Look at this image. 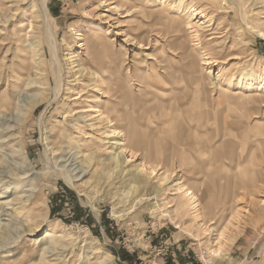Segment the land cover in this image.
I'll return each instance as SVG.
<instances>
[{"label": "rangeland", "instance_id": "374dc122", "mask_svg": "<svg viewBox=\"0 0 264 264\" xmlns=\"http://www.w3.org/2000/svg\"><path fill=\"white\" fill-rule=\"evenodd\" d=\"M104 1L0 0V264H264L262 207L177 194L264 181V0Z\"/></svg>", "mask_w": 264, "mask_h": 264}, {"label": "bare ground", "instance_id": "6f19581e", "mask_svg": "<svg viewBox=\"0 0 264 264\" xmlns=\"http://www.w3.org/2000/svg\"><path fill=\"white\" fill-rule=\"evenodd\" d=\"M109 1H113V0H105L104 1V3H107V2H109ZM113 3H111V5H112ZM43 5H44V2L42 3V10L44 11V7H43ZM109 5V4H108ZM114 5V4H113ZM112 5V6H113ZM162 6V5H161ZM118 6H115V7H112L111 9H115V8H117ZM221 7V6H220ZM194 13H195V11H194ZM43 14V13H42ZM193 14V13H192ZM200 15V14H199ZM197 16V15H196ZM202 16V15H201ZM47 19L49 20V18L47 17ZM207 19V18H206ZM205 19V20H206ZM196 34V33H195ZM259 37H261V39H263L264 40V33H260V35H258ZM94 41H96V40H94ZM93 41V42H94ZM110 43L111 42H108L107 43V45H106V47H105V49H103V51H101V50H97V51H94L96 48H92V45L90 44V42H88V41H84V43H80V45H79V47H82V48H84V50H88V49H92V51L93 52H98V54H101V55H108V56H110L111 55V52H112V46L110 45ZM89 55L90 54H87L86 56H85V59H80L79 60V64H78V67L81 69L80 71H81V73L83 74V72H85V70H86V63H87V58L89 57ZM204 63H202L201 65H205V66H208V65H210L211 64V61H210V59L209 58H204ZM40 65V64H39ZM94 75V74H93ZM58 79H59V76H58ZM147 86L149 85L148 84V82H144ZM29 84H32V83H29ZM14 86V85H13ZM15 87H13V89H14ZM146 91L145 90H141V91H139V93H141L142 94V96H145L147 93H145ZM260 96H262V95H260ZM260 96H258L260 99H262ZM120 100H119V102L117 103V108H119V109H124V108H126V106H127V104L125 103V100H126V96L124 95V94H122L120 97ZM129 98V100L131 101V99L133 100V98H132V96L130 97H128ZM147 102L148 101H144V103H143V105H145V104H147ZM4 103V105L2 106V109H8V108H10L11 106H12V102L9 100V101H5V102H3ZM119 111L120 110H117V115L115 116V117H108V116H106V120H108V123H110V125H115V124H119L123 119H125L124 118V116H122V115H120L119 114ZM101 115H103V116H105V114L104 113H101ZM79 122V121H78ZM74 127H76V129L78 130V131H81L80 130V128L78 127V125H74ZM70 131V130H69ZM117 134H120V136L122 137V139L123 138H126V135H125V133H117V131L116 130H112V133H111V135H109L108 137L109 138H115V137H117ZM125 140H127V139H123V142L125 141ZM122 142V143H123ZM122 143H120V145H123ZM96 145V144H95ZM98 146V145H97ZM119 146V145H118ZM82 147V146H81ZM94 148V147H93ZM86 150H88V149H86ZM120 151H123L124 152V154H126L125 152L126 151H128L126 148H122V150H120ZM139 152V151H138ZM138 152L137 151H134V150H129L128 151V153L130 154V156L133 158H135V156L138 154ZM174 152V151H173ZM88 153H90V151L88 152ZM117 154H115V157L112 159L113 161H114V163H118V160H119V158H118V156H116ZM140 155H142L143 156V158H148L150 155H151V153H150V151H147V150H144V151H141V154ZM86 156V155H85ZM88 157V156H87ZM95 160V159H94ZM110 161V160H109ZM91 164H92V162H90ZM93 164H94V161H93ZM103 164V163H102ZM107 164V163H106ZM145 164L146 163H141L140 164V166H139V171H141V172H146V171H148L149 170V172H150V174L152 175V176H156V174H155V172H158V171H155V169L154 168H151L149 165L147 166V167H149V168H147L146 166H145ZM114 165V164H113ZM147 165V164H146ZM118 166V165H117ZM119 167V166H118ZM201 167H204V164H201ZM104 168H106V167H104ZM159 168V167H158ZM263 168V167H262ZM157 170V169H156ZM259 173H257V175H258ZM149 175V174H148ZM161 175V174H160ZM171 175V174H170ZM256 175V177L253 175V173H248V177H245L246 179H244V178H238L239 180H238V183H240L239 184V186H238V188L239 189H241V190H245L246 192V194H243V196L240 198L238 195H236L235 193H231V194H226V196H225V199L222 201H220V198H218V200L216 199V200H214L213 198L211 199L212 200V203H209L208 204V208H209V210L207 211V213L206 214H204V215H202L201 214V212H200V208L198 209L197 207H198V200H197V196L194 194V192L191 190V189H189V188H183V186H179L178 187V189H177V194H179L181 197V200H182V203H184V205L185 206H187V208L188 207H190V209H193V212H196L197 214L195 215V219L196 220H198V221H200L201 222V224H202V222H205V215H206V217H208V216H212V214H213V212L216 210V209H218V208H220V210H221V214L222 213H224V209L228 206L229 208H231L232 209V207L233 206H236V204L237 203H239L238 201H242V199L243 198H246L247 200H248V203H249V205H251L252 207H262L263 209L262 210H264V201H262V200H259L258 198H259V195H260V191L261 190H263L264 189V181L262 180L263 178L261 177H259V176H257ZM150 176V175H149ZM69 178V177H68ZM157 178V177H156ZM160 178H161V176H160ZM168 178H170V177H168ZM205 178V177H204ZM114 179H115V177H114ZM113 179V180H114ZM70 180V179H69ZM162 180H167V176L166 175H164V176H162V178H161V181ZM149 181V180H148ZM159 181V180H158ZM160 181V182H161ZM168 181V180H167ZM178 181V180H177ZM71 182V181H70ZM139 183V182H138ZM164 183V182H163ZM162 183V184H163ZM168 183H169V181H168ZM203 184H201V186H200V190H202L204 193H206L207 194V192H205L206 191V185H205V183L204 182H202ZM137 184V183H136ZM158 184H159V182H158ZM110 185V184H109ZM183 185V184H182ZM111 186V185H110ZM133 187V186H132ZM131 187V188H132ZM130 188V189H131ZM133 189V188H132ZM146 190V189H145ZM214 191V190H213ZM221 192H225V189H222L221 188ZM128 193V192H127ZM262 193V192H261ZM264 193V192H263ZM199 194V193H198ZM114 196V195H113ZM116 196V195H115ZM115 196L113 197V198H115ZM212 196V195H211ZM156 195H154L153 194V192H149L147 195H146V198L145 199H143V200H149V201H152V200H156ZM125 198H126V196H125ZM116 199L117 200H119L117 197H116ZM127 200V199H126ZM121 201V200H120ZM167 201V200H166ZM119 203H121V202H119ZM138 203V202H137ZM158 202L156 201L154 204H157ZM236 203V204H235ZM156 206H158V205H156ZM155 206V207H156ZM153 208V207H152ZM186 208V209H187ZM189 209V208H188ZM191 211V210H190ZM202 211V210H201ZM230 211V210H229ZM245 213H248V211L247 210H245L244 211ZM236 213V212H235ZM195 214V213H194ZM215 214V213H214ZM239 214V213H238ZM208 215V216H207ZM194 218H193V220H194ZM216 218V217H215ZM210 220H208V222H209ZM217 222L219 221L220 222V220H216ZM223 221V220H222ZM207 222V223H208ZM214 223H216V222H214ZM211 224H213V222L212 221H210L209 222V225H211ZM207 227V226H206ZM207 230H205V232H206Z\"/></svg>", "mask_w": 264, "mask_h": 264}, {"label": "trees", "instance_id": "16d2710c", "mask_svg": "<svg viewBox=\"0 0 264 264\" xmlns=\"http://www.w3.org/2000/svg\"><path fill=\"white\" fill-rule=\"evenodd\" d=\"M53 14L56 16L55 12H53Z\"/></svg>", "mask_w": 264, "mask_h": 264}]
</instances>
